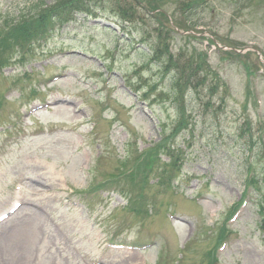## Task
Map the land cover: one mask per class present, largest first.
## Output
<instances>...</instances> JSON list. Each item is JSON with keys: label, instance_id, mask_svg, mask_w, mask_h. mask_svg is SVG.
I'll use <instances>...</instances> for the list:
<instances>
[{"label": "rangeland", "instance_id": "1", "mask_svg": "<svg viewBox=\"0 0 264 264\" xmlns=\"http://www.w3.org/2000/svg\"><path fill=\"white\" fill-rule=\"evenodd\" d=\"M54 1L0 0V28ZM263 3L210 0L194 18L204 23L196 39L160 34L172 72L149 50L160 45L165 13L176 26L184 23L177 3L148 16L135 9L125 31L111 17L79 14L0 70V264H208L212 251L214 264H264ZM116 4L99 7L98 16L111 15L105 12ZM163 24L168 29V19ZM211 36L216 46L207 43ZM222 43L255 51L250 58L260 68L250 81L241 64L220 59ZM179 46L192 53L188 60ZM194 47L208 49L210 78L224 80L220 96L201 88L176 93L175 72L196 62ZM161 137L173 138L177 168H166L160 180L150 174L147 200L141 198L151 213L139 216L104 182L117 175L119 160L129 155L131 165ZM160 161L169 159L161 154ZM97 184L110 191L93 192Z\"/></svg>", "mask_w": 264, "mask_h": 264}, {"label": "trees", "instance_id": "2", "mask_svg": "<svg viewBox=\"0 0 264 264\" xmlns=\"http://www.w3.org/2000/svg\"><path fill=\"white\" fill-rule=\"evenodd\" d=\"M53 4L49 5L45 10H43L38 15H21L17 20L13 21L10 19L6 21V27L0 28V70L4 67H7L9 63H12V60L22 61L24 55L27 54L31 47L37 43L39 39H43L46 36H49L54 29L62 27L64 24L73 21L78 14L84 15L86 17L93 18H108L111 17L120 27H125L127 22L132 21L134 10L143 11L146 16L149 15V11L162 10L163 6H170L177 3V9L180 11V18L184 21L183 24L178 25L183 28L184 24H187V29H195L200 23L194 18L202 11H205L206 4L210 0H123L119 2L118 0H55ZM233 5H239L244 3L246 0H230ZM264 1V0H263ZM111 2H116L115 9L111 7L109 11H106V14L98 16L102 12L98 8H105L104 5H110ZM127 2L129 5L127 6ZM264 6V3H263ZM200 11V12H199ZM133 17V18H132ZM163 21L167 22V18H164ZM163 21L160 22V31L158 34V40L160 45L158 47L150 46L151 59L159 62V67L163 71H175L174 63L172 62V53L168 48V44L165 41H161L160 34L163 38L166 37L167 32L173 29L168 26V29L164 26ZM175 24L176 21L174 20ZM195 38V36H191ZM178 55L183 57V59L188 60L189 56L184 54V48L182 46L178 47ZM194 50L197 52L196 62L192 61L182 62L179 65L180 71L175 72V77L173 79L174 88L178 95L184 96L187 92H192L195 90L198 92V89L201 88L205 90L206 93L212 98L213 95L218 94L220 96V91L218 88L224 84L222 78H210L212 75L210 65L207 61L206 51L199 53V49L194 47ZM194 50L191 51L194 52ZM222 53L221 58L223 60L231 59V61H236L241 64L245 76H247L248 81L250 77L257 72L259 69V63L251 61V53L246 52L244 54H238L232 50H218ZM15 53L16 56H12ZM170 59V60H169ZM208 63V64H207ZM183 65H187L186 70L182 71ZM209 66V67H208ZM226 91V90H225ZM223 91V92H225ZM174 94V95H177ZM221 103L224 98L219 97ZM176 108V107H175ZM177 114L179 118H183L185 110L177 108ZM160 152L166 153L170 157V161L167 163H160L158 154ZM137 158L131 164H127L129 155L125 156L121 161L118 167L117 175L113 176L117 180L118 177L122 176L130 182V187L132 189L138 188V191L131 195V200L135 205H140L139 198L145 197L146 191L150 184V174L156 175L160 180L164 177L166 168L175 169L177 168V160L174 157V151L171 149L170 145L156 143L149 147L147 150H144L142 153H138ZM121 168V169H119ZM160 168V171H157ZM264 170V169H263ZM222 239H224V230L221 231L220 236L217 238V246ZM208 264H213L216 261V257L211 253H208L207 256Z\"/></svg>", "mask_w": 264, "mask_h": 264}]
</instances>
